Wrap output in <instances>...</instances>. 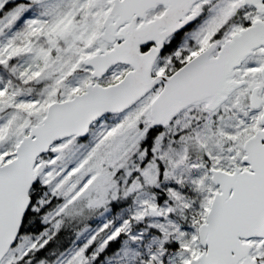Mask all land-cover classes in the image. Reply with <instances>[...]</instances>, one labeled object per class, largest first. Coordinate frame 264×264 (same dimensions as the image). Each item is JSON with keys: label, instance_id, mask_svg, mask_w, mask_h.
<instances>
[{"label": "snow or ice", "instance_id": "6c2138e0", "mask_svg": "<svg viewBox=\"0 0 264 264\" xmlns=\"http://www.w3.org/2000/svg\"><path fill=\"white\" fill-rule=\"evenodd\" d=\"M0 264H264V0H0Z\"/></svg>", "mask_w": 264, "mask_h": 264}]
</instances>
